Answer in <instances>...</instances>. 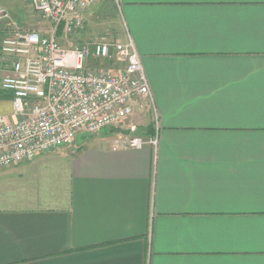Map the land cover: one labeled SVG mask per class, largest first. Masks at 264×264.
Here are the masks:
<instances>
[{
    "label": "crops",
    "instance_id": "obj_1",
    "mask_svg": "<svg viewBox=\"0 0 264 264\" xmlns=\"http://www.w3.org/2000/svg\"><path fill=\"white\" fill-rule=\"evenodd\" d=\"M112 4L150 84L146 143L103 128L67 149L65 180L1 200L0 264H264V0ZM0 7L33 21L20 0ZM0 91L11 117L1 75Z\"/></svg>",
    "mask_w": 264,
    "mask_h": 264
},
{
    "label": "built area",
    "instance_id": "obj_2",
    "mask_svg": "<svg viewBox=\"0 0 264 264\" xmlns=\"http://www.w3.org/2000/svg\"><path fill=\"white\" fill-rule=\"evenodd\" d=\"M20 1L51 26L48 34L18 30L2 40L0 52L10 64L2 70L1 89L11 93L12 112L11 117L0 114V168L70 145L80 134L116 126L151 100L148 77L130 39L78 47L58 41L60 28L61 34L82 30L83 12L97 0ZM8 16L0 7V20ZM112 49L124 69L101 64L112 57ZM145 143L134 136L125 145Z\"/></svg>",
    "mask_w": 264,
    "mask_h": 264
},
{
    "label": "rangeland",
    "instance_id": "obj_3",
    "mask_svg": "<svg viewBox=\"0 0 264 264\" xmlns=\"http://www.w3.org/2000/svg\"><path fill=\"white\" fill-rule=\"evenodd\" d=\"M98 2L99 0H97L95 4L91 6L89 11L86 12L84 16L85 22L82 31L76 32L75 34H60V36L59 34L57 35L59 39L58 41L63 46L78 47L81 44L91 45L96 42L116 43L121 41V16L115 12L116 10L112 4L113 0H106L105 3H102L101 1L100 3ZM33 15V19H31L33 21L31 23H26V26L23 23L14 22V20L12 19V14L9 12L8 17H5L0 20V42L2 43V40L6 36L9 37L10 35L15 34L18 30H36L42 32L43 34H48L50 32V23L43 21L35 12L33 13ZM115 55L116 52L112 49V57L108 60H103L102 63H100L105 64L107 66L115 67L116 69H124V62L116 61ZM3 60L6 61L8 59L7 57H4ZM109 60H111V63L108 62ZM91 63L93 65H97V63L99 62L92 60ZM7 64H9L8 61ZM3 69L4 68H1L0 75H2ZM141 109H143L144 113L140 112V115L130 116L128 119H126L125 123H123V121L125 120L124 119L121 123L117 124V128L120 131L125 132V130H130L129 134L117 131L116 136L121 137V139L119 140L127 142L130 138L134 136H139L138 131L140 130L142 123H140V121L136 117H139L141 119L143 118V120L147 118V120L142 121L143 125L148 120H150L151 122L153 120L155 121L154 109L152 107H150V109L147 107L149 111L147 109L144 110V108L142 107ZM134 123L137 125V127L135 131H131V129L128 128H130ZM113 128H116V126H108L103 131L108 132ZM98 133H101V131ZM93 135L95 134H80L72 145L62 146L59 148L60 150L58 149L38 154L34 158L38 159L39 162H37L36 165L29 166L23 176L20 172H18V169L20 168H17L15 169V171L12 172L8 171L2 173V175L0 176V201L2 200L7 202V199L5 197L14 196L16 192L18 194L22 193L23 195H33L35 186H39V188L42 190H50V188H53L58 184L57 182L65 180V176L66 174L68 175L69 172V169L67 167L70 165V161L73 156L72 151H67V149L77 150V148L81 147L83 138L92 137ZM117 137H115V140L118 139ZM140 137L142 136L140 135ZM142 138L145 139V137ZM61 150L63 151V153ZM57 160H62L64 164V166L61 167L62 169L59 168L57 164H50L49 162H47ZM41 162H47L48 164L40 166L39 164ZM6 168L8 167L0 169L5 170Z\"/></svg>",
    "mask_w": 264,
    "mask_h": 264
},
{
    "label": "trees",
    "instance_id": "obj_4",
    "mask_svg": "<svg viewBox=\"0 0 264 264\" xmlns=\"http://www.w3.org/2000/svg\"><path fill=\"white\" fill-rule=\"evenodd\" d=\"M61 30H62V29L60 28V29H59V32H58L59 34H61ZM0 92H1V91H0ZM1 96H2V94L0 93V97H1ZM115 129H116V128H113V130H115ZM116 130H117V129H116Z\"/></svg>",
    "mask_w": 264,
    "mask_h": 264
}]
</instances>
